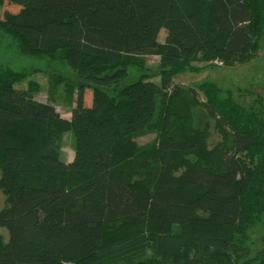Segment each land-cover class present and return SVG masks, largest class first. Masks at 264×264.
Listing matches in <instances>:
<instances>
[{
    "label": "trees",
    "instance_id": "obj_1",
    "mask_svg": "<svg viewBox=\"0 0 264 264\" xmlns=\"http://www.w3.org/2000/svg\"><path fill=\"white\" fill-rule=\"evenodd\" d=\"M10 1L21 8L0 18L5 50L75 78L51 76L43 102L37 81L14 89L33 69L0 64V264H264V235L248 238L264 229V97L245 105L211 80L174 82L256 57L264 0Z\"/></svg>",
    "mask_w": 264,
    "mask_h": 264
},
{
    "label": "rangeland",
    "instance_id": "obj_2",
    "mask_svg": "<svg viewBox=\"0 0 264 264\" xmlns=\"http://www.w3.org/2000/svg\"><path fill=\"white\" fill-rule=\"evenodd\" d=\"M21 6L10 0H4V3L0 5V18L6 17L9 13H15L19 11ZM167 34L165 28L160 29L158 33V40L163 41ZM9 38L5 35H0V64H9L15 69L29 68L34 72L26 76L23 80L14 84L16 91L26 88L30 80H34L40 83L39 90L33 93V98L39 101L47 102L50 87V81L47 80L51 76H60L62 79L72 78L74 79L75 73L73 70L60 63H56L46 57L30 56V55H18L14 50H5L6 44L9 42ZM17 51V50H16ZM159 58L156 55H150L146 57L147 64L154 67L158 63ZM53 78V77H52ZM150 80L158 82L157 76L152 77ZM204 80H211L216 82L219 86L225 89H230L233 92L234 97L245 105H249L252 99L256 95L264 97V36L261 40V49L256 57L249 62L243 64H236L233 66L215 65L213 67H207L199 72H183L174 77V82L186 85H195L203 82ZM59 84V85H58ZM58 92L63 93L65 85L63 81L58 83ZM92 85H86L84 87V103L88 106L91 103ZM50 89V90H49ZM254 93V94H253ZM61 99V98H60ZM59 99V102L55 103L56 110L62 117L69 118L71 103L68 100ZM146 108L152 110L154 108L153 98L145 99ZM122 121V119H120ZM115 123V127L118 130H123L122 123ZM152 138V135H143L139 138L140 143H146ZM212 142L220 141L219 134H212L210 136ZM75 146V134L72 129L66 131L62 136L60 159L63 162H67L73 158ZM104 155V149H95V158H102ZM242 159L251 164L253 161L252 156L247 153L239 154ZM4 205V195L0 190V209ZM0 233L3 237H6V232L0 229ZM264 235V229L261 226L253 227L248 232V238L256 242L259 247L261 245V237Z\"/></svg>",
    "mask_w": 264,
    "mask_h": 264
}]
</instances>
